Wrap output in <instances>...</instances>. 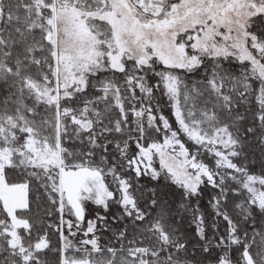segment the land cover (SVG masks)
Wrapping results in <instances>:
<instances>
[{"label":"snow or ice","instance_id":"snow-or-ice-1","mask_svg":"<svg viewBox=\"0 0 264 264\" xmlns=\"http://www.w3.org/2000/svg\"><path fill=\"white\" fill-rule=\"evenodd\" d=\"M175 69L204 77L189 85ZM250 96L255 110L245 109ZM153 133L163 142L145 146ZM252 141L264 153V0H0V264H49L53 252L57 264H264V175L247 167ZM9 169L23 182H9ZM144 177L156 182L146 191ZM33 181L60 224L28 215ZM201 185L214 190L224 234L213 222L210 237L199 205L184 203ZM83 201L122 210L106 244L97 235L106 216L81 227ZM181 211L196 223L191 254L170 222Z\"/></svg>","mask_w":264,"mask_h":264},{"label":"trees","instance_id":"trees-1","mask_svg":"<svg viewBox=\"0 0 264 264\" xmlns=\"http://www.w3.org/2000/svg\"><path fill=\"white\" fill-rule=\"evenodd\" d=\"M171 2H178V0H171ZM236 67L239 69V71H242V66L239 65V62H234ZM246 63V62H245ZM162 68V66L158 65L157 70L159 71ZM176 74L180 75L185 82H187L189 85H191L194 82H198L203 79L204 74L203 70H200L195 73H187L184 70L181 69H175L172 70ZM239 71L237 74H239ZM159 78L158 77H152V82L155 83ZM254 84L257 92L259 89L258 82L252 81ZM159 97V93L157 94ZM164 109V114L168 115L170 117L171 123L173 127H177L175 124V119L174 117L170 116L171 109L170 107L167 106V101L166 99L164 100V103L161 105ZM258 108V105L256 104V100L254 96H250L249 102L245 104V109H252L255 110ZM252 116L251 113H249V121H251ZM183 136V134H181ZM185 142L189 148H192V145L190 142H187L186 138ZM163 141V136L158 135L153 133L151 136L146 137L142 143L147 146V144H151L153 142H162ZM79 142H77L78 144ZM252 146L248 147L246 149L248 153V158H247V167L250 171L251 174L253 175H264V153H261L260 149L256 147L255 141L251 142ZM138 150L135 147V141L132 142V148L131 152L135 153ZM98 159V157H97ZM201 159H203L206 163H208L210 166L215 167V161L214 159L207 153H204L201 156ZM157 170H159V166L157 163H154L153 165ZM123 175L127 176L128 172L125 170L122 172ZM131 175L134 177V173H131ZM7 179L9 182L13 183H21L23 182L22 178L19 176L17 172L14 170H7ZM105 183L109 187V190L113 191L114 194L117 195V198L119 196V193L117 191V186L114 184L113 178L111 176H105ZM133 183L135 181L133 180ZM161 183H164L163 180H161ZM156 184L155 181L149 180V178L144 177L140 181V187L144 189L145 191L147 188H151ZM173 190H175V186H171ZM201 187L204 190V194L199 197V198H194L192 201H184L185 204L189 206L190 209H195L197 205H199V211L200 214H202L208 224V235L211 237L212 236V229H211V224L213 222H216L219 227V234H224L226 231L227 224L225 221H223L222 218H214V212L211 207V198L214 193V190L210 187H205L204 185H201ZM259 187V185H257ZM150 195V193H148ZM247 195V194H245ZM27 199L29 203L31 204L32 207V212L29 213L28 215H36L39 214L42 216L45 220L51 221L53 224L58 225L60 224V216L59 213H56L55 211L52 212L51 216H46L44 213V209L46 208H51L50 201L47 199V195L44 193V189L39 187V185L33 181L30 184L29 189L27 190ZM169 199H173V197L169 196ZM175 200L179 202L180 198L179 196L175 197ZM236 202H239V199L236 200ZM109 211L105 212L103 207H98L92 203H86L84 208H85V219L81 224L83 225V229L86 228V225L89 220H96L97 218V213H99L101 216H106L107 220L104 222H98L97 223V235L100 236V240L102 244H106L109 240L110 237H112L113 232L118 230L119 228H122L123 222L120 223H113V216L119 217L120 212L122 211L119 207L118 204L114 203L113 201H109ZM39 205V213H37V206ZM141 206L143 207V199L141 200ZM0 207H2V204H0ZM178 207V203H177ZM228 212L230 215L236 217L237 215V210L234 207L233 203H229L228 206ZM74 220V219H72ZM170 222L174 224L175 227L179 229L180 234L186 237L188 243H189V253L191 254L192 247L196 246L197 250H199L198 246V241L199 238L196 235V223L193 222V213L192 211H181L179 216H176L175 214L171 217ZM102 224H107L108 228L111 229V231H104L103 227L101 226ZM264 225V221H257V227H261ZM50 231V239L51 243L53 245V248H56L59 246V234L55 231V229H51ZM78 239V238H77ZM202 243V242H200ZM238 253H233L234 258L238 257ZM49 264H57V258L56 254L49 253ZM205 264H208V262H205Z\"/></svg>","mask_w":264,"mask_h":264},{"label":"rangeland","instance_id":"rangeland-1","mask_svg":"<svg viewBox=\"0 0 264 264\" xmlns=\"http://www.w3.org/2000/svg\"><path fill=\"white\" fill-rule=\"evenodd\" d=\"M187 51L188 52H191L192 50H191V48H188L187 49ZM247 63V62H246ZM163 142V141H162ZM161 142V143H162ZM145 163H147V161H145ZM154 163H157L158 164V166L160 167V161H159V157L158 156H154L153 157V165H154ZM114 184L116 185V183L114 182ZM117 186V185H116ZM26 197H27V192H26ZM83 203V206H85V204L86 203H92V204H94L92 201H83L82 202ZM95 205V204H94ZM65 219L67 220V219H74L75 220V217L74 216H68L67 215V213L65 214ZM73 220V221H74ZM88 224V223H87ZM83 225L81 224V227H82ZM83 228V227H82ZM86 228H87V225H86ZM86 228H85V230H86ZM65 231H66V228H65ZM81 236H82V233L80 234ZM91 235V234H90Z\"/></svg>","mask_w":264,"mask_h":264}]
</instances>
